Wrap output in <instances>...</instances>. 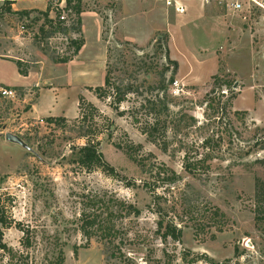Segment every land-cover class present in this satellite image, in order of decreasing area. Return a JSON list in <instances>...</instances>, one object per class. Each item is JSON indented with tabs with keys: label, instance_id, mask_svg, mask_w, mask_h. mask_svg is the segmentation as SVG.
<instances>
[{
	"label": "rangeland",
	"instance_id": "1",
	"mask_svg": "<svg viewBox=\"0 0 264 264\" xmlns=\"http://www.w3.org/2000/svg\"><path fill=\"white\" fill-rule=\"evenodd\" d=\"M5 1L0 0V59L20 60L29 76L2 68L11 83L26 85L10 87L17 92L15 98L0 93V196L5 202L11 199L10 216L20 227L4 230L6 249L0 250V264H264V220L255 219L253 201L255 178L264 182V169L256 161H264V10L252 7L246 18L238 14L242 26L237 42L222 37L224 43L198 54L171 53L169 35L158 32L166 35L168 56L177 63L167 90L170 118L163 151L162 142H151L141 131L142 121L132 117L139 116L140 95L122 103L119 115L90 90L103 83L105 51L110 49L113 80L132 82L143 95L150 93L157 71L167 64L157 34L144 45L121 39L113 25L119 1H95L96 7L85 2V9L103 20L102 41L87 26L85 46L74 61L56 63L51 51H65V41L52 40L49 50L42 48L32 37L39 21L31 24L10 16ZM31 16L38 17L35 12ZM189 56L197 62H190ZM85 73L88 85L78 77ZM36 77L37 85L31 82ZM52 88L57 93L48 100ZM38 89L43 103L31 109ZM80 95L101 114L94 121L99 149L122 178L87 172L73 163L71 147L84 143L77 138L75 123ZM32 111L38 117H32ZM51 116H62L66 123H47ZM104 117L113 122L111 136ZM6 133L19 137L24 146L5 140ZM126 146L134 147L135 159L146 158V170L155 162L176 172L175 183L157 184V204L141 186L147 173L127 155ZM205 155L193 174L182 166L186 157L192 162ZM91 196L112 210L113 247H106L108 239H88L79 230L80 213ZM121 202L136 206L139 215H126ZM160 219L164 224L172 220L181 230L177 241L161 238ZM116 248L123 257L108 255V249Z\"/></svg>",
	"mask_w": 264,
	"mask_h": 264
},
{
	"label": "trees",
	"instance_id": "2",
	"mask_svg": "<svg viewBox=\"0 0 264 264\" xmlns=\"http://www.w3.org/2000/svg\"><path fill=\"white\" fill-rule=\"evenodd\" d=\"M60 0H56L59 3ZM8 0L5 1V4L8 5ZM53 4V0H48V4L45 10H22L18 12L21 19L29 21L31 24L39 21L37 26V30L32 34L34 40H38L41 43V47H46L49 50L50 41L57 37L59 34L67 35L70 31L77 35L75 38H69L66 44V49L63 52L51 51V55H53V60L56 63H67L73 60L77 54L79 53L82 45H83V37L81 32V14L85 11L86 5L82 2V0H64L65 8H70L72 13H74L75 21L69 25L65 26L64 22L59 20L58 10L55 11L54 16H50L49 12L51 6ZM6 5L7 11L9 7ZM36 13L38 17H30L32 13ZM24 28V27H23ZM156 38L157 46L164 47L165 49V60L166 66L163 65L158 71V80L156 85H150V93L143 95V92L138 91V85L133 84L132 82L126 83H117L112 78V71L110 67V49L106 51V68L103 76V83L100 86H96L94 88H90L95 97L98 100L105 101L108 100V105L119 115L123 112L119 111V107L122 103L129 100V97L133 94L140 95L139 100L137 101L136 108L140 110L138 112L139 116L136 114L133 117L134 121L138 123L142 121L141 131L146 134L147 138L153 142L154 144L159 145L163 151L167 149L166 131L167 125L169 123V104L167 100V90L168 87L173 83V76L177 70V63L173 60H170L168 56V49L166 46V35L158 33ZM15 64L18 68V72L21 75H26V70L21 67L20 61L16 60ZM169 65L172 66L171 71L169 73V77L166 79L165 75L169 71ZM213 80L217 81V77L214 75ZM227 86L231 85V82H226ZM152 90H156V92H151ZM212 100L209 99L207 101V106L210 107ZM98 109L91 102H88L83 96L78 97V117L75 120L77 124L78 133L77 138L83 139L84 143L82 145H75L71 147L72 153H74L75 158L73 163H75L80 169H83L87 172H92L99 170L110 177L122 178L119 176L118 172L115 168L110 165L103 157L102 152L99 149V136L97 135V124L94 122L96 116H100ZM105 118V124L108 126L106 131L107 136L112 135L111 127L113 126V122ZM171 121V119H170ZM47 123H55L62 122L66 123L64 117H47ZM264 143V140H263ZM203 144L207 145V139L203 140ZM133 146H126L125 152L127 155L137 163L140 169L143 172H146L148 175V179L141 182V186L148 191L151 195H153L152 202L153 204H157L155 198L157 195L155 194L156 189L158 187L157 184H167L171 185L175 183L178 179L176 172L170 168H168L164 164H156L153 162L150 164V167L146 170V158L135 159L133 155ZM264 149V146L261 147ZM205 155L199 160H194L192 162L188 161L187 157H183L182 166L189 173H195L199 167L203 166V162L205 161ZM259 162L264 169V161L256 160ZM125 179V178H124ZM128 183V182H126ZM132 185V184H127ZM87 201L84 203V207L86 209H82L79 216V230L82 235L86 238H91L93 235H100L104 239H108L110 244L108 245L114 246L112 242V238L114 237V223L111 220V216H113L112 210L108 208V203L102 202L99 204V199L96 196L86 197ZM7 202L2 200L0 196V250L6 249V244L3 242V232L5 229L10 227L20 228L19 223L15 221L10 216V207H11V199L7 197ZM254 212L256 220H264V182L259 178H255L254 182ZM87 203V204H86ZM112 201L109 200V204ZM122 207L125 209V214H133L139 215L140 210L131 203L121 202ZM98 210H102V212H97ZM106 213V217H101L102 213ZM216 211L214 212V215ZM165 220L160 219L157 222L158 231L163 229L162 232H159L161 238L165 240L166 238H170L172 240H178L181 234V230L177 229V227L173 224V221H167L164 224ZM220 229V228H218ZM109 247V246H108ZM73 253L76 254V248L73 249ZM108 255L110 257L122 256L123 254L119 251V248L116 250L108 249ZM58 264H63V261L60 260Z\"/></svg>",
	"mask_w": 264,
	"mask_h": 264
},
{
	"label": "crops",
	"instance_id": "3",
	"mask_svg": "<svg viewBox=\"0 0 264 264\" xmlns=\"http://www.w3.org/2000/svg\"><path fill=\"white\" fill-rule=\"evenodd\" d=\"M90 1L100 0H82L83 3ZM118 1L119 6L113 25L116 35L119 38L131 41L137 45H144L158 34V32H165L169 35L168 45L171 53L179 50L188 53L196 52L198 54L199 51H206L209 46L215 47L219 43H224L225 40L221 39L222 37L230 38L235 43L237 42L238 35L237 28L239 24L242 26L239 15L245 18L246 16L249 17V13L246 11H235L232 9L231 4L233 0H175L177 5L184 7L182 13L176 12L174 6L167 5L165 0ZM8 2L7 6L10 11H7V9L6 11L10 16H16L17 18H20L18 12L22 10L43 11L48 4V0H8ZM199 20V25L193 24ZM87 26L91 30H94L98 39L102 41L100 38L103 26L102 18L92 10H85L81 14L83 45L80 51L85 46ZM233 41L232 44L234 45ZM189 57L190 62H197L195 58ZM74 59L67 63L74 61ZM15 61L0 59V86L10 88L26 85L11 83L3 75L2 68L10 67L16 69L18 75L21 77L27 78L29 76L27 73L26 75H21L18 72ZM70 77L68 76L67 82H72V78L70 79ZM78 77L83 78L80 83L86 85L91 83L89 75L86 73ZM37 80L38 78L36 77L31 82L37 85ZM30 83H27V85ZM56 93L54 88L50 89L46 95L47 99L52 100L55 98ZM42 100V90L38 89V97L32 104L31 109L39 107L43 103ZM30 115L32 117H38L33 111L30 112Z\"/></svg>",
	"mask_w": 264,
	"mask_h": 264
},
{
	"label": "built area",
	"instance_id": "4",
	"mask_svg": "<svg viewBox=\"0 0 264 264\" xmlns=\"http://www.w3.org/2000/svg\"><path fill=\"white\" fill-rule=\"evenodd\" d=\"M165 1L167 5H173L176 12L182 13L184 11V7H182L181 5H177L175 0ZM89 5L96 7L95 1L90 2ZM231 7L235 11H246L247 13H250L252 7L257 9L261 8L264 10V0H233ZM56 10H58L59 20L63 21L66 27H68L75 21L76 16L74 15V13H72L70 8H65L64 0H60L59 3H57L56 0H53L49 15L54 16ZM30 17L33 16L30 15ZM21 28L24 29L23 25L21 26ZM75 37H77V35L69 31L67 35L59 34L52 40L65 41L64 44L66 46L68 39ZM0 93L2 96L7 98H15L17 96L16 90L12 88H3L0 90Z\"/></svg>",
	"mask_w": 264,
	"mask_h": 264
},
{
	"label": "water",
	"instance_id": "5",
	"mask_svg": "<svg viewBox=\"0 0 264 264\" xmlns=\"http://www.w3.org/2000/svg\"><path fill=\"white\" fill-rule=\"evenodd\" d=\"M5 140H7L9 142H12V143L19 144L21 146H24L23 141L19 137L15 136V135H12L10 133H6L5 134Z\"/></svg>",
	"mask_w": 264,
	"mask_h": 264
}]
</instances>
